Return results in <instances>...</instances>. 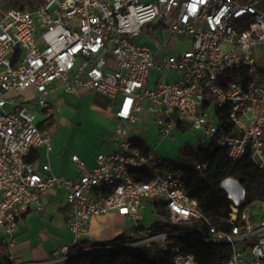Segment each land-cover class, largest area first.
<instances>
[{"label":"built area","instance_id":"built-area-1","mask_svg":"<svg viewBox=\"0 0 264 264\" xmlns=\"http://www.w3.org/2000/svg\"><path fill=\"white\" fill-rule=\"evenodd\" d=\"M146 26L166 30L163 43L179 38L191 47L156 59L150 47L135 42L148 35ZM259 48L264 0H43L31 9H0V264H27L13 253L16 234L26 213L44 210V198L55 187L64 191L70 238L43 264H68L92 249L140 245L169 250L171 264H199L195 255L180 251L181 240L190 238L226 248L224 264H264V198L244 204L239 182L225 178L237 204L215 224L188 196L178 162L143 149L129 130L146 107L160 137L189 129L200 134L198 145L222 147L233 161L248 155L264 171ZM165 72L179 76L160 80ZM57 89L118 98L113 149L99 153L93 167L71 155L74 178L52 173L48 162L38 169L28 161L40 148L46 155L53 150L50 126L42 128L36 117L52 110L46 96ZM138 170L151 174L150 180H137ZM155 202L167 212L158 223L201 222L206 232L152 226L134 241L92 243L94 218L117 212L139 226L148 204L154 213Z\"/></svg>","mask_w":264,"mask_h":264},{"label":"crops","instance_id":"crops-1","mask_svg":"<svg viewBox=\"0 0 264 264\" xmlns=\"http://www.w3.org/2000/svg\"><path fill=\"white\" fill-rule=\"evenodd\" d=\"M256 56L261 81L264 85V48L257 49ZM154 57L164 59L155 54ZM178 76L179 73L176 72H165L159 78L160 80H174ZM27 93L32 94L33 91L30 90ZM91 93L95 92L87 89L73 92L57 89L46 96L52 110L50 112L41 110L37 114L36 122L40 124L48 117L54 121L53 125L50 126L53 150L46 155L42 148L39 149L38 158L33 161L38 169H40L41 163L48 162L52 173L66 178H74L77 173L70 160L71 155H78L86 165L93 167L96 165V156L99 153L109 152L113 149L110 136L118 122L114 116V108L118 98L104 97L98 100L95 97L94 102L86 105L84 96ZM94 114H96V118H94ZM151 120H154L153 116L145 107L134 124ZM139 131L138 136L134 134V131L131 133L147 148H151L161 155V145L153 143L149 137L146 140L144 138L146 137L145 130ZM155 131H157L155 127L150 128V134ZM165 138L160 141L163 142ZM168 163L173 164L169 161ZM149 211L153 213V206L150 204L146 207L144 218L149 214ZM66 213L67 205L64 191L57 187L51 189L44 198L43 211H30L24 215L16 234L14 255L27 264H43L42 262L49 258L54 249L70 238ZM133 223L131 218L117 212L98 216L91 221V241L93 244H103L106 239L113 241L117 237H132L127 242L134 241L142 236L143 227Z\"/></svg>","mask_w":264,"mask_h":264},{"label":"trees","instance_id":"trees-1","mask_svg":"<svg viewBox=\"0 0 264 264\" xmlns=\"http://www.w3.org/2000/svg\"><path fill=\"white\" fill-rule=\"evenodd\" d=\"M9 5L17 9H31L42 4L43 0H8ZM245 74L246 71H241ZM54 121L48 117L40 123L42 128L52 126ZM140 146L147 148L139 140ZM182 162L178 165L185 171L187 194L197 201L198 206L215 224L221 217H226L230 212L232 201L228 193L221 187L222 181L227 177L236 179L244 190V204L254 203L264 198V171L257 169L247 155L240 161L229 159L224 148L219 146L184 147L181 150ZM38 154H33L28 161L33 162ZM174 164V162H173ZM206 165L205 168H197V165ZM151 174L144 170H138L136 179L148 181ZM154 214L167 217L164 204L154 203ZM159 230L183 229L191 233L202 235L206 232V225L196 223L194 226H180L172 224L169 220L153 225ZM132 237H117L110 244H123ZM181 253L193 254L199 264H224L228 259V250L218 248L216 245L198 240L196 238L181 240ZM171 252L169 250L135 246L133 248H99L80 253L72 257L68 264H171Z\"/></svg>","mask_w":264,"mask_h":264},{"label":"rangeland","instance_id":"rangeland-1","mask_svg":"<svg viewBox=\"0 0 264 264\" xmlns=\"http://www.w3.org/2000/svg\"><path fill=\"white\" fill-rule=\"evenodd\" d=\"M6 8H12L9 5L8 0H0V9L3 11V9ZM145 32H147L148 35H142L135 39V42L140 45H146L149 46L153 53L156 56H160L162 58H166L167 56L174 54L178 51L185 50L191 47L189 40H183V39H174L168 43H163V41L167 38V32L164 31H158L156 32L155 26L145 27ZM154 39H156L161 44L158 48L154 43ZM36 97V94L33 92V95L30 99H34ZM97 98L98 100L103 99L105 96L99 94V93H91L84 96L86 105L94 102V98ZM96 114H94V118H96ZM154 120L151 121H145L143 122H137L134 125H131L129 127L130 132L134 131V134L138 136L140 134L139 130H145L146 131V137H149L153 143H157L158 145H161L160 152L162 153L160 156L164 157L169 162H181L183 160V155L181 153V149L184 147H196L199 144L200 141V134L197 132H192L189 129H186L185 131L175 129L171 132V135L169 137H166L163 142L160 141L162 138L158 134V130L156 127ZM155 127L157 131L150 134V128ZM132 134V133H131ZM134 136V135H133ZM147 140V139H146ZM160 143V144H159ZM156 154H158L156 151H154ZM159 155V154H158ZM171 165V164H170ZM221 187L228 193V196L230 197L232 204L236 205V199L230 196L229 192L221 183ZM151 205V204H150ZM149 207V206H148ZM162 219L161 216H157L151 211H149V214L145 216V218L141 221H139L138 225H140L143 228L152 227L155 223L160 222ZM134 224V223H133ZM113 241L111 239H106V241H103V244H110ZM144 246V245H143ZM156 246V245H155ZM155 246L149 247L152 251L156 250ZM146 247V246H145Z\"/></svg>","mask_w":264,"mask_h":264}]
</instances>
